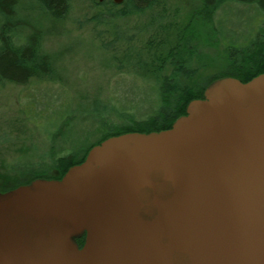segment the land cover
<instances>
[{"label": "water", "instance_id": "1", "mask_svg": "<svg viewBox=\"0 0 264 264\" xmlns=\"http://www.w3.org/2000/svg\"><path fill=\"white\" fill-rule=\"evenodd\" d=\"M0 264H264V72L0 192Z\"/></svg>", "mask_w": 264, "mask_h": 264}, {"label": "rangeland", "instance_id": "2", "mask_svg": "<svg viewBox=\"0 0 264 264\" xmlns=\"http://www.w3.org/2000/svg\"><path fill=\"white\" fill-rule=\"evenodd\" d=\"M126 1L71 0L66 17L56 21L32 0H20L21 16L32 24L22 31L41 32L52 72L24 84L0 81V192L47 178L39 174L57 179L67 172V158L82 163L108 130L149 123L161 104V84L173 71L169 52L185 30H197L198 40L188 41L196 53L179 76L184 85L204 93L216 79L236 77L229 74L224 43L259 20L249 5L225 6L214 15V33L201 22L202 0H157L141 12L115 16ZM259 54L264 65V47Z\"/></svg>", "mask_w": 264, "mask_h": 264}, {"label": "trees", "instance_id": "3", "mask_svg": "<svg viewBox=\"0 0 264 264\" xmlns=\"http://www.w3.org/2000/svg\"><path fill=\"white\" fill-rule=\"evenodd\" d=\"M32 1L39 6L40 11L56 21H62L66 17L71 5V0ZM156 1L127 0L124 10L116 13L115 16L141 12L152 7ZM233 4H241L242 7L251 6L255 11L252 12L253 15L259 18L255 26L249 25V31L244 32L243 35L239 33L233 39H228L230 40L227 42L228 44L224 43V52L230 65L229 74L241 77L242 81H248L264 72V65L259 63L262 57L259 52L264 47L262 36V32H264V0H202L201 22L204 26L211 25L215 33L217 31L215 13L220 8L226 6V9ZM20 8V0H0V81L24 84L32 77L49 75L52 72V57L42 50V36L39 30L31 31L28 34L22 31L32 24L21 16ZM225 13L229 12L225 11ZM193 17L196 18V15ZM223 19L225 22L226 14ZM218 24L222 23L219 21ZM190 29L191 32L188 35L185 30L177 45L169 52L168 58L173 65V71L170 76L164 78L161 84V104L153 115L147 117L149 123L143 124L144 121L126 123L108 130L105 133V138L134 131L148 133L167 129L178 117L186 114V106L191 100L204 96L202 88L184 85V82L179 78L181 74L189 70L196 53V49H190L188 41H197L198 34L197 30H193L194 28ZM211 39V37H203L202 40L209 42ZM219 39L223 42L226 40L225 38ZM72 158L69 157L64 161L63 171L81 162H74ZM38 176L50 177L47 174ZM79 243L81 245L84 243V237L79 239Z\"/></svg>", "mask_w": 264, "mask_h": 264}, {"label": "flooded vegetation", "instance_id": "4", "mask_svg": "<svg viewBox=\"0 0 264 264\" xmlns=\"http://www.w3.org/2000/svg\"><path fill=\"white\" fill-rule=\"evenodd\" d=\"M122 2H124V0H123ZM236 77L239 78V79L241 80V77H238V76H236Z\"/></svg>", "mask_w": 264, "mask_h": 264}, {"label": "clouds", "instance_id": "5", "mask_svg": "<svg viewBox=\"0 0 264 264\" xmlns=\"http://www.w3.org/2000/svg\"><path fill=\"white\" fill-rule=\"evenodd\" d=\"M17 46H19L18 43H17Z\"/></svg>", "mask_w": 264, "mask_h": 264}]
</instances>
